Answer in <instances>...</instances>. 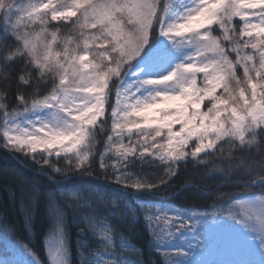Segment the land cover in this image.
I'll use <instances>...</instances> for the list:
<instances>
[{"label": "snow or ice", "instance_id": "snow-or-ice-1", "mask_svg": "<svg viewBox=\"0 0 264 264\" xmlns=\"http://www.w3.org/2000/svg\"><path fill=\"white\" fill-rule=\"evenodd\" d=\"M0 149V264H264V0H0Z\"/></svg>", "mask_w": 264, "mask_h": 264}, {"label": "trees", "instance_id": "trees-1", "mask_svg": "<svg viewBox=\"0 0 264 264\" xmlns=\"http://www.w3.org/2000/svg\"><path fill=\"white\" fill-rule=\"evenodd\" d=\"M19 155V154H17ZM139 164V162H137ZM6 166H12L20 168L21 166L15 161H12L8 154L0 149V209L6 210L11 218L16 221L17 226L19 227L21 222V212L18 207V200L20 196V189L12 181L11 177L5 178L2 174V170ZM164 165H160L159 168L149 169L145 166V171L154 172L157 175H160L163 172ZM202 169L194 168L191 163L187 167L181 166L178 170L176 176L170 181L169 192L178 193L175 198L171 201L173 205L184 207L188 210H196L198 212H203L205 210L212 211L209 205L212 204V199L206 196H201L199 191L196 190H185L180 191V189L186 185V181H193L195 183H200L199 175L202 173ZM24 175L27 176L30 180H33L40 188L44 190L55 189L56 185L49 181L46 177H37L34 176L33 172L27 168L23 169ZM12 189L16 190L17 202L13 203L9 199V195ZM215 191V189H212ZM225 187L223 191H232ZM168 193H164L167 195ZM144 199H149V197H144ZM47 228V221L45 220L44 205L41 203L40 209L35 214L34 228L28 233L24 234L25 242L30 239L32 241V246L39 254L41 259L45 257V251L42 244L45 230ZM73 238L75 239V229H72ZM148 239L147 233L140 229L138 231L136 240L138 243H144ZM5 239L4 234L0 232V254L4 251ZM151 255L150 251L146 249L145 258L147 259ZM73 264H76V251L73 247Z\"/></svg>", "mask_w": 264, "mask_h": 264}, {"label": "rangeland", "instance_id": "rangeland-1", "mask_svg": "<svg viewBox=\"0 0 264 264\" xmlns=\"http://www.w3.org/2000/svg\"><path fill=\"white\" fill-rule=\"evenodd\" d=\"M174 103H178V102H174ZM153 112H154V110H152ZM179 126L177 125V128H178ZM193 243H195V241H193ZM4 251L0 254V256H2V255H4L5 254V246H4V249H3Z\"/></svg>", "mask_w": 264, "mask_h": 264}]
</instances>
